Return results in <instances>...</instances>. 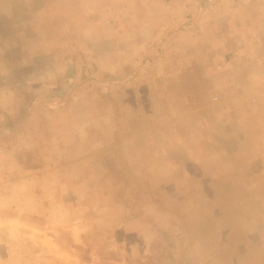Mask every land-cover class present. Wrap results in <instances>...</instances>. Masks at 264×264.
Instances as JSON below:
<instances>
[{"label": "rangeland", "instance_id": "obj_1", "mask_svg": "<svg viewBox=\"0 0 264 264\" xmlns=\"http://www.w3.org/2000/svg\"><path fill=\"white\" fill-rule=\"evenodd\" d=\"M141 1L0 0V264H264V0Z\"/></svg>", "mask_w": 264, "mask_h": 264}, {"label": "crops", "instance_id": "obj_2", "mask_svg": "<svg viewBox=\"0 0 264 264\" xmlns=\"http://www.w3.org/2000/svg\"><path fill=\"white\" fill-rule=\"evenodd\" d=\"M83 1V0H82ZM98 1L99 0H86V3H88L90 6H92V10L90 11V14H89V16H92V14H94V13H99V12H102V13H104V14H106V12H108V10H107V7H103V8H100L99 10L98 9H96L97 7L95 6L97 3H98ZM106 1H109V0H106ZM114 1V0H113ZM81 3V0H75V2H74V4L76 5V7H77V11H78V14L81 16L82 15V12H81V10H80V7H78L77 6V3L78 4H80ZM134 3V5H139L140 3H142V1L141 0H135V2H133ZM108 4V3H107ZM101 6H103V4L101 5ZM95 7V8H94ZM81 9H83L82 7H81ZM95 9V10H94ZM80 10V11H79ZM85 21H86V23L88 22L87 21V19H85ZM96 23V19L93 17V19H90L89 20V24H86L85 26L88 28L89 27V30L86 32V33H84V35H83V32H82V30H83V28H82V30H80L78 33H80V37H79V35L77 36V34H76V36L78 37V38H84L85 40L86 39H88V38H86L87 36H89V37H92V31L93 30H96V26L98 25V24H95ZM96 27V28H94V27ZM85 27V28H86ZM81 29V28H80ZM82 35H83V37H82ZM99 37V36H98ZM98 39V38H97ZM254 113V110H252L251 111V113ZM245 113V112H244ZM255 114V113H254Z\"/></svg>", "mask_w": 264, "mask_h": 264}]
</instances>
